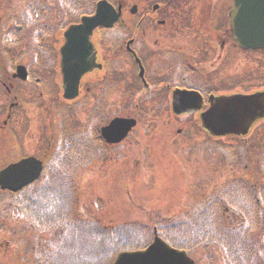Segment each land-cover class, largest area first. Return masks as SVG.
Wrapping results in <instances>:
<instances>
[{
	"label": "rangeland",
	"instance_id": "rangeland-1",
	"mask_svg": "<svg viewBox=\"0 0 264 264\" xmlns=\"http://www.w3.org/2000/svg\"><path fill=\"white\" fill-rule=\"evenodd\" d=\"M28 1L0 0V35L3 34L9 22L11 26H7L12 30L20 24L24 28L29 27L28 32L23 31L24 34L28 33L26 38L29 39L28 44L32 45L30 31L33 25L27 22L30 17L23 13L16 18L11 8L14 6L15 10L20 6H26ZM126 1H129L128 8L135 4V0ZM41 2L42 9L47 12L43 19L52 27L50 31L53 34L52 39L48 42L54 44L56 34L59 33L58 24H66L68 20H71L56 9L55 4L52 5V0H41ZM46 3L53 6L51 10L45 5ZM66 8L63 6V10ZM67 10L70 11V8ZM9 14L13 19L9 20L10 17H7ZM127 16L130 15L127 14ZM124 32L119 26L112 32L104 33L100 39L95 37L94 42L100 50L99 53L103 55L107 50L103 47L105 43L110 44L111 41L119 43ZM240 57L241 59L233 68L224 67L223 80L214 86L216 92L225 93L227 90L237 92V88L232 89V87L238 82L247 81L250 76L255 78V81L252 82L251 79L243 84L252 89L255 88L254 90L264 89L262 79L264 77V53L258 55L241 53ZM46 58L45 67L48 68V55ZM129 62L128 59H122L120 63L128 67L122 69L121 72L112 73V82L119 83V88L112 90L111 100L105 104L106 106L99 102L96 104V118L106 120L107 123L117 116H129L136 119L137 124L132 129L131 136L118 148L110 152L106 151L108 157L104 156V150V152H96L93 169L81 170L84 171L83 177H80L81 172H76L74 177L81 178V180L75 183L74 194L69 186L64 185L63 192L59 190V196L53 197L48 194L46 198L50 210L59 204V208L63 206V212L68 217L72 209L66 201H69L71 194L75 201L73 218L95 225L81 227L71 222L69 228L71 230L75 228L72 230L75 233L62 232L63 237L65 235L66 237L62 243H59L61 240H55V228L46 231L43 226L34 224L30 218L16 215L18 214L17 209L0 208V264H36L40 260L39 256L45 254L46 249L40 248L46 246L42 244L44 242H48L51 247L47 252L51 258L48 264H108L115 248L120 247L123 251H130L135 248L136 244H139L137 242L142 243L146 240L138 234L130 239L124 236L119 238L113 234H105L100 228L106 232H112L117 228H127L132 224L144 226L150 232L153 225L165 226L187 222L190 216L200 211L199 200L202 193L204 195L207 193L209 197L211 189L219 180L226 185L230 178L240 175L243 171L244 156L239 158L231 156L227 147L219 149L218 153L216 151L218 148L210 143L206 144L211 141L200 128L196 114L173 116L169 103L164 101L154 104L144 102L140 104L139 111L138 109L133 111L134 101L130 97L126 98L127 94H123L124 89H136L133 69L130 68L131 62ZM239 68L236 78L230 80L225 78V75L230 76L233 70ZM209 76L217 81L220 79V73L217 72L210 71ZM97 80L96 78V83L99 85L97 84L95 88L100 89L101 93L104 83ZM52 90L54 93L57 92L55 85ZM239 92L249 93L250 91L248 89ZM55 98L57 101L48 103L50 109H54L56 103H59L58 97ZM151 110L155 113H151ZM76 117L79 121L85 119V112L80 111ZM42 132H44L43 129L40 133ZM247 139L242 140L239 145H246L245 141L251 145H264V123L259 124L255 132ZM231 140L225 138L220 141L224 146H229L233 144ZM17 141L16 149L9 148V139L0 134V167L19 154H40L39 142L35 144L33 138L29 140L22 133ZM240 150L244 154V148ZM69 177L73 178L71 172ZM32 189L35 190V187ZM225 218L227 221L237 222L232 216ZM48 225L51 226V224ZM60 225L61 222L57 220L56 226ZM191 254L198 264L226 263L225 257H221L220 252L218 254L215 249L207 251L200 248V251H193Z\"/></svg>",
	"mask_w": 264,
	"mask_h": 264
},
{
	"label": "flooded vegetation",
	"instance_id": "flooded-vegetation-1",
	"mask_svg": "<svg viewBox=\"0 0 264 264\" xmlns=\"http://www.w3.org/2000/svg\"><path fill=\"white\" fill-rule=\"evenodd\" d=\"M107 1L115 8L120 7L121 17L111 29L97 28L93 32L90 39L96 63L101 67L93 65L91 71L86 69L87 72L80 77L77 95L72 99L64 98L63 85L68 75L62 74L60 49L64 44L65 30L79 24L83 16L94 11L95 6L77 16L78 2L68 1L65 5L63 1L57 2L56 9L71 21L58 24L59 33L54 44H44V41L52 39L53 34L50 33L52 27L43 19L47 15L43 9L39 13L40 18H37L38 27L32 26L30 31L32 45L28 44V33L21 34L22 27L16 28L17 32L13 34L2 36V39L0 35V134L9 137V148L16 149L17 139L23 133L29 140L33 138L35 144L39 142L40 151V154L17 155L6 161L7 164L33 156L42 162L43 170L51 168L58 171L65 164L72 168L93 169L94 154L99 148L107 150L126 140L117 144L107 143L101 137V129L107 121L101 123L96 118V104H107L111 100L112 73L128 67L124 64L108 66V62L115 60L114 51L130 60L129 66L133 69L136 89H124L126 98L130 97L135 103L164 101L169 104L175 89L196 90L205 104L208 97L214 95V86L223 80L224 67L233 68L241 59V53L262 51L241 50L233 40L229 18L233 0H135L130 8L126 0ZM50 3L45 5L51 10L53 6H49ZM63 6L70 11L67 8L63 10ZM119 26L125 31L119 50H114V42L111 41L104 44L103 47L108 49L102 55L94 42L95 37L100 39L103 33ZM47 55L48 68L45 67ZM91 55L84 57L86 62ZM86 67L87 64L81 69ZM239 70H233L230 76L236 78ZM210 71L220 73V79L217 81L209 76ZM96 78L104 83L101 93L95 88L98 84ZM225 78L230 79L227 75ZM53 85L57 88L56 93L52 90ZM119 85L115 83L114 88H119ZM56 96L62 104L72 105L67 107V111L72 109V114L61 118L55 113V110L58 113L57 107L50 109L48 103L57 101V98L54 99ZM80 111H84L86 117L79 121L76 114ZM41 129L44 132L40 133ZM65 130H69L71 136L68 151L64 147ZM55 180L56 176H40L18 193H3L15 197L32 186L37 190L39 187L36 185L42 182L47 189ZM44 227L55 228L57 232L60 228L53 225ZM39 258L36 264H47L49 261L43 255Z\"/></svg>",
	"mask_w": 264,
	"mask_h": 264
},
{
	"label": "water",
	"instance_id": "water-1",
	"mask_svg": "<svg viewBox=\"0 0 264 264\" xmlns=\"http://www.w3.org/2000/svg\"><path fill=\"white\" fill-rule=\"evenodd\" d=\"M234 1V10L230 17L235 39L243 49L261 47L264 44V0ZM118 17L119 14L113 7L101 1L93 17L84 18L83 25L71 27L66 32L62 64L63 74L70 75L66 80L65 88L67 92L72 93L70 97L76 95L79 77L86 72V69L91 70V66L94 65L93 59L88 58L87 62L84 59L91 53V47L86 42L84 47L78 45L77 40L81 38L85 41L97 26H112ZM86 64L87 67L81 69ZM172 99V110L175 114L195 112L202 106L201 98L193 92L177 90ZM209 103V109L200 114V121L202 127L212 136L245 135L254 121L264 117L262 92L252 95L211 97ZM134 125L133 119L115 118L102 129V135L109 142H117L124 138ZM40 171L41 164L34 158L11 164L0 171V187L11 191L20 190L35 180ZM113 264H194V262L185 252L172 249L155 237L143 251L119 253Z\"/></svg>",
	"mask_w": 264,
	"mask_h": 264
},
{
	"label": "trees",
	"instance_id": "trees-1",
	"mask_svg": "<svg viewBox=\"0 0 264 264\" xmlns=\"http://www.w3.org/2000/svg\"><path fill=\"white\" fill-rule=\"evenodd\" d=\"M253 148H250V152L254 159L253 167L256 170L247 173V177L253 180L252 187L244 182L234 184L232 191H236L237 188L241 190L237 197L235 192L230 191V195L240 204V209L236 213L237 222L227 221L222 211L217 213L214 209H208L205 213L194 214L187 222L162 226L161 233L165 241L187 252L200 251V248L207 251L215 249L218 254L220 252L221 257H225V264H264V187H262L264 171H261L264 170V147L258 145V149ZM217 201L221 202L225 208L229 207L221 197H217ZM4 203L5 201L0 200V206ZM22 203L23 201L18 207L23 215L31 216L32 214L38 219L47 218L42 204L31 211L26 202ZM127 228V232L118 230L114 232V235L119 238L125 235V238L129 239L137 234L145 235L148 237L146 242L152 238L145 227L134 225ZM116 251L115 248L112 253Z\"/></svg>",
	"mask_w": 264,
	"mask_h": 264
}]
</instances>
